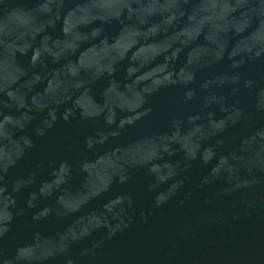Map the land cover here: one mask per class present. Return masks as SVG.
I'll return each instance as SVG.
<instances>
[{
	"label": "water",
	"instance_id": "obj_1",
	"mask_svg": "<svg viewBox=\"0 0 264 264\" xmlns=\"http://www.w3.org/2000/svg\"><path fill=\"white\" fill-rule=\"evenodd\" d=\"M0 264H264V0H0Z\"/></svg>",
	"mask_w": 264,
	"mask_h": 264
}]
</instances>
